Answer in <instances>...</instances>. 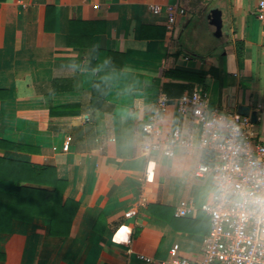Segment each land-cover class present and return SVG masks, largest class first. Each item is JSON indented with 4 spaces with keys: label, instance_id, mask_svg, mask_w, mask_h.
Masks as SVG:
<instances>
[{
    "label": "crops",
    "instance_id": "crops-1",
    "mask_svg": "<svg viewBox=\"0 0 264 264\" xmlns=\"http://www.w3.org/2000/svg\"><path fill=\"white\" fill-rule=\"evenodd\" d=\"M261 3L0 0V159L53 169L42 185H22L54 193L60 181L61 204L75 205L61 222L0 220V264H164L176 244L180 256L199 260L210 227L201 205L216 187L195 172L212 155L178 102L197 91L210 110L247 107L264 142ZM152 4L186 11L172 33ZM151 120L160 138L179 130L193 147L175 146L173 157L148 152L142 127ZM182 201L192 212L176 217Z\"/></svg>",
    "mask_w": 264,
    "mask_h": 264
},
{
    "label": "built area",
    "instance_id": "built-area-1",
    "mask_svg": "<svg viewBox=\"0 0 264 264\" xmlns=\"http://www.w3.org/2000/svg\"><path fill=\"white\" fill-rule=\"evenodd\" d=\"M154 14L165 12L167 31L173 32L178 15L186 11L178 5H150ZM264 3L258 7L260 19ZM168 98L160 95L158 108L165 111ZM180 112L191 111L201 126L200 146L212 155L210 163L199 164L195 176H211L216 191L211 203L201 205V209L210 216V227L204 237L202 255L199 260H190L179 255V245L171 249V258L164 264H264V204L252 203L248 194L264 196V142L254 135L249 116L236 111L221 112L208 109L206 99L197 91L183 94L178 102ZM147 138L144 148L148 151L161 152L173 157L175 146L190 150L193 147L179 130H174L160 138L161 130L156 120L145 123L142 127ZM71 137L63 144V151H68ZM147 199L141 198L140 204ZM193 206L190 202H180L175 211L176 217L188 216ZM135 209L126 213L130 218ZM153 262L152 258H144Z\"/></svg>",
    "mask_w": 264,
    "mask_h": 264
},
{
    "label": "trees",
    "instance_id": "trees-1",
    "mask_svg": "<svg viewBox=\"0 0 264 264\" xmlns=\"http://www.w3.org/2000/svg\"><path fill=\"white\" fill-rule=\"evenodd\" d=\"M239 49L240 45L238 51L241 53ZM51 173V168L0 159V220H30L37 215L49 217L53 222L70 220L75 205L71 202L61 204L62 182L52 183L56 188L54 193L22 185L23 182L42 185L43 176Z\"/></svg>",
    "mask_w": 264,
    "mask_h": 264
},
{
    "label": "water",
    "instance_id": "water-1",
    "mask_svg": "<svg viewBox=\"0 0 264 264\" xmlns=\"http://www.w3.org/2000/svg\"><path fill=\"white\" fill-rule=\"evenodd\" d=\"M210 25H211L212 29L216 30L217 26L219 24H218V22H215V24H214V22H212ZM239 113L242 115L248 116L249 115V108L241 107ZM252 119H253V121L256 120V114L255 113L252 115Z\"/></svg>",
    "mask_w": 264,
    "mask_h": 264
},
{
    "label": "clouds",
    "instance_id": "clouds-1",
    "mask_svg": "<svg viewBox=\"0 0 264 264\" xmlns=\"http://www.w3.org/2000/svg\"><path fill=\"white\" fill-rule=\"evenodd\" d=\"M248 198L251 200L252 203H255L257 205L264 204V196L262 195L248 194Z\"/></svg>",
    "mask_w": 264,
    "mask_h": 264
},
{
    "label": "snow or ice",
    "instance_id": "snow-or-ice-1",
    "mask_svg": "<svg viewBox=\"0 0 264 264\" xmlns=\"http://www.w3.org/2000/svg\"><path fill=\"white\" fill-rule=\"evenodd\" d=\"M118 238L122 239L123 237L122 236H118Z\"/></svg>",
    "mask_w": 264,
    "mask_h": 264
}]
</instances>
